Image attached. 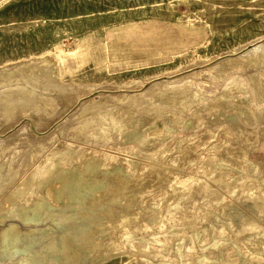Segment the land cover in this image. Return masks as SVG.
I'll return each instance as SVG.
<instances>
[{"label": "rangeland", "instance_id": "rangeland-1", "mask_svg": "<svg viewBox=\"0 0 264 264\" xmlns=\"http://www.w3.org/2000/svg\"><path fill=\"white\" fill-rule=\"evenodd\" d=\"M0 264H264V0H0Z\"/></svg>", "mask_w": 264, "mask_h": 264}]
</instances>
